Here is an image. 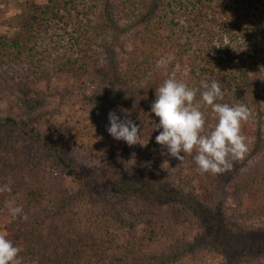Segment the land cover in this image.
<instances>
[{
    "label": "trees",
    "instance_id": "obj_1",
    "mask_svg": "<svg viewBox=\"0 0 264 264\" xmlns=\"http://www.w3.org/2000/svg\"><path fill=\"white\" fill-rule=\"evenodd\" d=\"M21 1L14 34L0 33V95L28 93L34 102L40 85L66 75L90 89L84 105L100 108L109 103L98 86L105 81L121 93L122 117L137 120L140 140L160 150L135 167L126 144L105 152L78 140L66 149L60 130L43 134L23 116L0 114V188L11 189L0 192V219L22 264H175L195 247L230 246L227 216L264 218V0ZM170 76L197 90L196 102L201 81H218L217 103L250 110L241 126L248 151L229 171L201 175L195 153L183 161L162 154L151 104ZM201 110L210 131L217 120L210 107ZM38 175L69 178L76 189L59 188L49 210ZM7 201L22 207L20 217L11 219ZM183 224L198 229L191 241L148 254ZM259 239L247 236V254L225 264H264V251L253 252Z\"/></svg>",
    "mask_w": 264,
    "mask_h": 264
},
{
    "label": "rangeland",
    "instance_id": "obj_2",
    "mask_svg": "<svg viewBox=\"0 0 264 264\" xmlns=\"http://www.w3.org/2000/svg\"><path fill=\"white\" fill-rule=\"evenodd\" d=\"M30 1V0H29ZM28 1V2H29ZM21 0H0V33L13 35L16 30L15 16L20 11ZM100 84V85H99ZM99 87L105 89L108 93V100L104 107H88L84 105L81 96L83 88L78 89L79 84H74L70 76H56L49 86L40 85V94L33 102L34 97L28 93L16 94H1L0 95V114L1 116L17 117L23 116L28 124L35 130L41 133H47L49 130L56 128L62 132L65 138V148L70 149L75 142L81 140V143H88L95 146L100 151H109L114 148L121 149L125 147L124 141H117L107 132L109 126L108 113L115 111L118 116L122 117L120 101L121 93L113 89L107 82L101 81ZM75 88L74 92L69 93L71 88ZM84 91L90 92V89ZM32 103V104H31ZM31 104V109L27 107ZM137 125L138 122L132 119ZM140 144L129 147L126 144L127 150L130 152L133 166L137 167L141 163L157 158L160 155L158 148H149L143 140ZM90 168V167H89ZM174 172V171H173ZM167 172L169 176L173 174ZM228 178V174L225 175ZM45 178V177H44ZM33 180H45L42 184L43 188L48 191V207L49 210H55V206L59 205L58 189H66L68 192H73L76 189L75 181L63 177L54 178L52 175L42 179L41 175L35 176ZM73 208V207H72ZM230 212H228L229 214ZM60 218H65L63 213H59ZM227 216L225 220L227 226H230L232 231L230 235L234 238L231 245H227L224 241L222 244L215 246L217 252L209 250H201L195 247L193 251L184 253L175 264H225L230 256L247 254V247L244 244V239L253 233L259 239L258 243L253 242L256 246L253 252L258 250L264 251V218L254 219L246 222H239ZM5 219H0V233H4ZM198 229L187 225H177L173 227V238L163 240L162 242L152 245L147 249L148 254L158 252L165 247H168L173 240V243L181 241H191L192 236L196 234ZM220 248L225 251L219 250ZM216 250V249H215ZM257 251V252H256ZM222 252V253H221ZM256 256V254H254ZM252 258V257H251ZM250 259V258H249ZM159 264H166L165 261ZM245 264H263L257 258H252Z\"/></svg>",
    "mask_w": 264,
    "mask_h": 264
},
{
    "label": "clouds",
    "instance_id": "obj_3",
    "mask_svg": "<svg viewBox=\"0 0 264 264\" xmlns=\"http://www.w3.org/2000/svg\"><path fill=\"white\" fill-rule=\"evenodd\" d=\"M219 47V46H217ZM158 67L162 66L158 62ZM200 101L196 102L197 90L189 88L185 82L174 76L164 80L156 88L155 100L151 104L159 122L155 129L160 130L155 142L166 149L167 154L179 161L185 155H194V162L201 175L223 174L229 171L233 162L242 160L248 151L245 137L241 134L242 122H246L251 113L246 105L217 103L223 100V92L218 81H201ZM203 106L211 108L217 123L210 131H205L206 118L201 110ZM130 115V114H129ZM129 115L123 119L115 111L108 113L107 132L117 141H124L129 147L140 144V127ZM11 189L5 185L0 192ZM6 207L12 220L21 216L23 209L15 201H7ZM24 220L27 216L22 217ZM21 249L14 246L4 233H0V264H22Z\"/></svg>",
    "mask_w": 264,
    "mask_h": 264
}]
</instances>
